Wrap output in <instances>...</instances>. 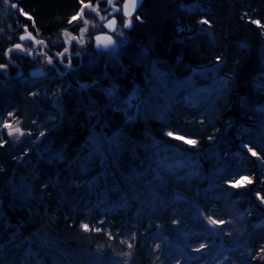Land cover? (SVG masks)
<instances>
[{
	"label": "trees",
	"instance_id": "trees-1",
	"mask_svg": "<svg viewBox=\"0 0 264 264\" xmlns=\"http://www.w3.org/2000/svg\"><path fill=\"white\" fill-rule=\"evenodd\" d=\"M10 1L16 33L27 28L56 51L92 0ZM138 15L115 61L75 60L64 77L29 79L33 63L13 55L11 73L20 65L25 75L0 73V264H86L84 252L96 249L173 264L166 241L189 230L195 211L229 239L241 223L250 240L240 256L264 264V210L254 198L264 200V168L257 175L246 152L264 164V0H144ZM15 42L0 36V65ZM99 82L119 100L152 89L166 101L142 116L100 97ZM9 116L24 132L16 144L2 128ZM93 129L117 132L116 144L93 150ZM251 174L253 185L233 186Z\"/></svg>",
	"mask_w": 264,
	"mask_h": 264
},
{
	"label": "rangeland",
	"instance_id": "rangeland-1",
	"mask_svg": "<svg viewBox=\"0 0 264 264\" xmlns=\"http://www.w3.org/2000/svg\"><path fill=\"white\" fill-rule=\"evenodd\" d=\"M13 3H11L10 0H7V3L5 0H0V24L4 25L7 24L6 27H2L0 29V36H4L5 41H10L12 38L15 39V43H26V41H20L18 38V34L16 33V30L19 27V25H16L14 28L11 26L10 21H14L15 15L13 16V11H15L14 8L11 7ZM20 14V12H18ZM24 16V15H23ZM91 17V16H90ZM9 19V20H8ZM96 26H98L97 18H94ZM8 21V22H7ZM78 19L72 21L71 26H75L76 23H78ZM27 29L23 28L21 33H27ZM39 38V37H37ZM59 40H57L56 44L61 45L63 44L62 39L59 37ZM127 41V38L122 39L121 42L116 41V46L108 51L107 53H103L102 57L107 60L115 61L119 57L120 50L122 48V45L125 44ZM87 45V44H86ZM48 49H50L49 44L47 42ZM8 49V55L11 57L12 55H18L15 51H9ZM77 50L79 51V56H81L83 61H89L92 62L93 66L97 68V58L101 54L100 51H96L94 48L90 47H78ZM52 51V50H51ZM53 52V51H52ZM54 53V52H53ZM65 60H67L65 58ZM29 67V66H28ZM27 67V69H28ZM68 68V64L65 63L62 66L56 64L54 61L51 60V63L46 58H38L36 61V64L29 69L39 70L42 74L37 75L33 78H44V77H51V74H63L65 73L66 69ZM26 77L31 79L30 75L28 74ZM32 78V79H33ZM91 78H95L90 77ZM92 83V82H91ZM78 87L86 86L82 83H77ZM97 93L105 99L108 103L115 101V104L123 105L125 108L130 109H136L139 110V114L144 116L145 113H148L150 111H157L164 101H166V95L164 94V91L155 92L152 89H149L147 92L141 93V92H135L131 94L129 97L126 96L122 99H117L114 95V87L111 86L108 89L105 88L102 85V82H99L97 85ZM190 87L189 90L192 91V93H195V88ZM198 92L201 91V88L197 89ZM118 101V102H116ZM52 104L57 108L59 107V97H54L51 100ZM134 114V113H133ZM7 123L11 125L10 128H5L4 124ZM2 126L4 132L8 136V138L11 140L12 143L16 144L18 143L23 137L24 132L20 128L18 121H16L13 117L9 116L7 121ZM19 128L20 132L17 133L15 129ZM9 133H12L9 135ZM168 131L165 132L166 136L168 135ZM117 132L112 133L111 135L107 136L102 132H98L96 130H92L90 133V136L88 137V140L90 141V145L92 146L93 150H101L105 149L106 147L110 145L116 144L117 141ZM171 138L177 139V136L171 135L169 136ZM185 143V138H180ZM192 143H186V145L191 146ZM242 149L246 150L244 146H241ZM246 152L250 155L251 152L246 150ZM255 157V173L260 174L263 172L264 164L261 161L260 157ZM256 177L254 174H251L249 177H244L238 182L234 184L242 185L243 187H247V185H253L255 183ZM251 181V183H249ZM233 184V185H234ZM257 194H254L255 201L259 204V206L264 210V202H262V198ZM235 214V213H234ZM234 217L237 219L240 218L239 215L235 214ZM193 222L191 226L189 227V230H182L183 234L182 237H176L175 239H169L166 241V245H168L167 251L173 250L175 253L174 259L172 260L173 264H248L247 260H243V258L240 256V254H246L248 255V251L245 249H241L243 244L246 246L247 241L250 240V234L249 232H244L239 227L241 223H235L232 228H237V233L235 236H233L231 239L230 236L234 233H229L227 230L221 229L218 224H213L209 219H207L200 211H195L193 215ZM243 234V235H242ZM241 235V238H240ZM173 236H175L173 234ZM177 236V234H176ZM196 240H199L200 242H195ZM165 241V240H164ZM243 241V242H242ZM242 243L241 245H239ZM200 244H206L204 248H202L200 251H194V249L200 248L198 247ZM176 247V248H175ZM163 253V251H161ZM131 255L132 253L130 251L123 252L121 254H116L114 251L110 252L106 258L105 256V250H93L89 252H84V259L83 261H80L82 263L86 264H131ZM170 255V254H169ZM166 261V260H165ZM159 262V264L165 263ZM64 264V263H63Z\"/></svg>",
	"mask_w": 264,
	"mask_h": 264
},
{
	"label": "flooded vegetation",
	"instance_id": "flooded-vegetation-1",
	"mask_svg": "<svg viewBox=\"0 0 264 264\" xmlns=\"http://www.w3.org/2000/svg\"><path fill=\"white\" fill-rule=\"evenodd\" d=\"M123 3L124 0H111V2H109V0H92L90 2L84 3L88 4V6H84L83 8H81L83 5L82 4L76 14V17L79 21L75 25L77 26V32L72 33L70 31H66L62 33L60 38L62 39L63 44L56 51L48 49L46 41L37 38V36L29 32L27 28V33H21L22 29L24 28L22 27L21 31L18 34V38L20 41H26V43L17 42L7 47L6 52L4 54L7 60V70L5 71L3 69H0V73L6 78L8 76H14L17 74V77H14L17 79L25 75V69L20 65H17L15 71L11 73V66H14L15 64L11 62L10 56L8 55L7 50L10 49L11 51L17 52L18 55H20L24 59H27L28 61L33 63V66L34 64H36L38 58L41 57L46 58L48 60H52L60 66L67 63L68 68L66 69L65 73L54 74L60 78L64 77V75L72 69L73 61L77 60L80 62V64L83 61L81 56L78 55V47L87 46L90 48H94L96 51H100V55H102L104 52L100 50L95 40L96 36L109 35L115 41V46L117 43L116 41L121 42L122 39L127 38V33L131 30L134 22L139 21L136 19V17L139 16L138 11L140 7L137 11L133 12L130 16L126 17L122 14ZM94 18H97L98 26H96ZM112 20H115V24L109 27V22ZM125 24H128L129 26L125 27ZM21 36L25 37V39L21 40ZM17 44L21 45V48H11L13 46H16ZM65 49H67V52H64ZM61 53H63V56L60 55ZM65 58L67 60H65ZM28 66H26V73L27 75L29 74L31 78L42 74L37 69L29 71V69H31L32 67L29 68ZM37 71L39 73H37ZM52 77L53 74H51V77H48V79Z\"/></svg>",
	"mask_w": 264,
	"mask_h": 264
},
{
	"label": "snow or ice",
	"instance_id": "snow-or-ice-1",
	"mask_svg": "<svg viewBox=\"0 0 264 264\" xmlns=\"http://www.w3.org/2000/svg\"><path fill=\"white\" fill-rule=\"evenodd\" d=\"M5 2L7 3V0H5ZM81 2H82V0H81ZM109 2H111V0H109ZM136 2H137V0H129V2L126 3V4L124 5V7H125V9H126V11H125V15H128V16L131 15V12H130V11H127V9H129L130 7H131V8H134V7L136 6ZM11 7L15 9V8H17V5H16L15 3H13V4L11 5ZM21 14H22V15H27V14L23 13L22 10H21ZM28 18L31 19V17H28ZM72 19L75 20V19H77V17H76V16H73ZM136 19L139 20L140 17L137 16ZM251 22L254 23V24H257V25L259 26V21H257V20H252ZM201 23H202V24H208V21H207V20H202ZM114 24H115V20L110 21V22H109V27L113 26ZM128 26H129L128 24H125V27H128ZM20 39L23 40V39H25V37L21 36ZM97 39H99V37H98ZM110 42H111V41H110ZM16 47H17V48H21V45L17 44ZM21 50H23V49H21ZM64 51L67 52V49H65ZM60 55L63 56V53H61ZM49 62L51 63V60H49ZM3 67H6V65H0V68H3ZM4 127H5V128H10L11 125L5 123V124H4ZM15 131H16L17 133H19V132H20V129L17 128V129H15ZM11 134H12V133H9V135H11ZM40 135L42 136V135H44V133H40ZM168 135L171 136V135H173V134H172L171 132H169ZM176 138H177V139H180L181 137H176ZM185 143H195V142H194V141H191V140H185ZM0 146H3V144H0ZM245 147H247V145H245ZM248 151L251 152V154H252L253 156H257V152L253 151L252 148H248ZM249 183H251V181H249ZM233 186H234V187H235V186H238V184H234ZM258 198H259V196H258ZM262 202H264V200H262ZM101 223H103V222L101 221ZM211 223L215 224L216 221H215V220H212ZM82 228H83L85 231H87V230H88V225H87V224H83V225H82ZM94 230H99V229H94ZM129 247H131V245H129ZM204 247H205V245L201 244V245H200V248H197V249H195V250H196V251H200V250H201L202 248H204ZM261 250L264 251V248H262Z\"/></svg>",
	"mask_w": 264,
	"mask_h": 264
},
{
	"label": "water",
	"instance_id": "water-1",
	"mask_svg": "<svg viewBox=\"0 0 264 264\" xmlns=\"http://www.w3.org/2000/svg\"><path fill=\"white\" fill-rule=\"evenodd\" d=\"M142 1H143V0H137V2H136V6H135L134 8H131V7H130L129 9H127V11H130L131 14H132L133 12L137 11L138 8L140 7ZM128 2H129V0H124L123 7H122V8H123V13H122V14H123L124 16H126V17H127L128 15H125V11H126V9H125L124 5H125L126 3H128ZM84 6H88V4H83L81 8H83ZM98 37H99V39H97ZM95 40H96V42H97V44H98L100 50H101L102 52H104V53L110 51L112 48L115 47V41H114L109 35H99V36H96V37H95ZM110 41H111V42H110ZM11 48H13V49H17L16 46H13V47H11ZM64 52H65V51H64ZM0 69H3V70H5V71L7 70L6 67L0 68ZM37 73H39V72L37 71ZM14 77H17V74L14 75V76H12V78H14Z\"/></svg>",
	"mask_w": 264,
	"mask_h": 264
},
{
	"label": "bare ground",
	"instance_id": "bare-ground-1",
	"mask_svg": "<svg viewBox=\"0 0 264 264\" xmlns=\"http://www.w3.org/2000/svg\"><path fill=\"white\" fill-rule=\"evenodd\" d=\"M84 83H85V82H84ZM84 83H83V84H84Z\"/></svg>",
	"mask_w": 264,
	"mask_h": 264
}]
</instances>
